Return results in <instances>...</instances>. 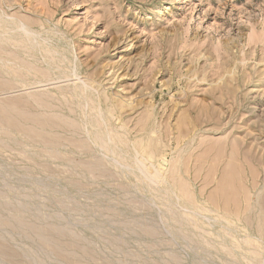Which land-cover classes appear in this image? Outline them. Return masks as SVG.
I'll return each mask as SVG.
<instances>
[{"label": "rangeland", "instance_id": "374dc122", "mask_svg": "<svg viewBox=\"0 0 264 264\" xmlns=\"http://www.w3.org/2000/svg\"><path fill=\"white\" fill-rule=\"evenodd\" d=\"M0 167V264H264V0H0Z\"/></svg>", "mask_w": 264, "mask_h": 264}, {"label": "bare ground", "instance_id": "6f19581e", "mask_svg": "<svg viewBox=\"0 0 264 264\" xmlns=\"http://www.w3.org/2000/svg\"><path fill=\"white\" fill-rule=\"evenodd\" d=\"M19 76H20V75H19ZM122 100H123V99H122ZM119 101H120V100H119ZM120 102H121V101H120ZM116 104L118 105L119 103H116ZM120 104H121V103H120ZM20 105H22V104H20ZM20 105H19V106H20ZM37 105H38V104H37ZM121 105H122V104H121ZM24 106H26V105H24ZM24 106H22V107H24ZM118 106H119V105H118ZM118 106H117V107H118ZM22 107H21V108H22ZM25 110L27 111L26 107H25ZM29 111H30V110H29ZM110 113H111V112H110ZM37 114H38V113H37ZM111 114H112V113H111ZM30 115H31V114H30ZM32 115H33V114H32ZM34 117H35V116H34ZM34 117H33V118H34ZM46 120H47V119H46ZM48 121H49V120H47V122H48ZM49 123H50V121H49ZM86 133H87V132H86ZM63 139H64V138H63ZM142 143H143V142H142ZM147 146H149V145H147ZM147 146L145 145V147H146V148L144 147L145 150L148 148ZM29 150H30V149H29ZM32 150H33V149H32ZM4 165H5V164H4ZM1 166H2V165H1ZM4 167H5V166H4ZM0 168H1V167H0ZM140 168H141V167H140ZM2 169H3V168H2ZM8 169H9V168H8ZM143 170H144V168H143ZM143 172H144V171H143ZM146 173H147V172H146ZM8 174H9V173H8ZM143 175H144V173H143ZM146 175H147V174H146ZM12 176H13V175H12ZM21 176H22V175H21ZM14 177H16V176H14ZM18 178H19V177H18ZM27 179H28V178H27ZM31 179H32V178H31ZM4 180H5V179H4ZM34 183H35V182H34ZM6 197H7V196H6ZM11 198H12V197H11ZM26 202H27V201H26ZM38 202H39V201H38ZM104 225H106V224H104ZM9 226H10V225H9ZM104 228H105V227H104ZM177 237H178V236H177ZM180 238H181V237H180ZM173 239H174V238H173ZM29 245H30V244H29ZM189 248H190V246H189ZM190 250H191V249H190ZM191 251H192V250H191ZM204 259H205V258H204ZM198 260H200V259H198ZM204 262H205V261H204ZM205 264H206V263H205Z\"/></svg>", "mask_w": 264, "mask_h": 264}]
</instances>
